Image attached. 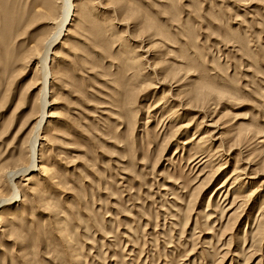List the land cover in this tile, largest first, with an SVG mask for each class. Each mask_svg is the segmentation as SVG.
Listing matches in <instances>:
<instances>
[{"label":"rangeland","instance_id":"rangeland-1","mask_svg":"<svg viewBox=\"0 0 264 264\" xmlns=\"http://www.w3.org/2000/svg\"><path fill=\"white\" fill-rule=\"evenodd\" d=\"M72 3L46 63L47 172L0 205V264H264V0ZM61 14L0 0L3 172L29 166V61Z\"/></svg>","mask_w":264,"mask_h":264},{"label":"bare ground","instance_id":"bare-ground-1","mask_svg":"<svg viewBox=\"0 0 264 264\" xmlns=\"http://www.w3.org/2000/svg\"><path fill=\"white\" fill-rule=\"evenodd\" d=\"M75 7H76V9H79L78 6H75ZM75 7L73 6L72 0H61V9H62L61 15H62V17L59 19L57 24H55V33L53 34V36L50 37L49 40L45 39L42 42H40L38 45H34L32 47L33 56L30 57L29 62L30 63L36 62L37 66H39V67L36 66V68H39V69H40V67L42 68V72H43V79L42 80H43V82H42V84L40 83L37 85V90L39 89V92L37 93V96L33 102V106L37 108V115H38L37 120L31 129L30 136H28L25 139L26 143L23 144V145H25L29 142L30 145H27L28 147L26 146L28 148L27 152H25L26 151L25 146H23L21 148V152L24 151L23 152L24 154L27 153L28 158L30 159V162H29V166L28 167L26 166V168L24 167L25 169L23 171H18L20 169L15 170V171L11 170V172L10 171L9 172H3L2 170H0V186H2V182H5L7 184L9 183L11 193H12V195L10 194L8 198L7 197L6 198L0 197V205L2 208L6 207V206L9 207L10 205H13V204L17 203V201H19L18 200V198H19L18 194L19 193L17 191V185L15 184V180L18 179V177L20 175L21 176H23V175L28 176L32 172H35V171L40 172L42 174L47 172L46 167H44L42 165L41 166L38 165L37 161L35 160L36 152H37V150H35V149L38 147L39 141L41 140L40 135H41V133H43L41 131V127L43 126V124H45L46 119L50 117V115L46 114V109L49 107V104H50L49 102H47V88H48L47 87V84H48L47 83V79H48L47 75L50 73V69H49V71H47L48 67H46L47 66L46 63L48 61L49 55L51 54L50 52L53 49V46L59 40V38L64 36V33L66 32V30H65L66 26L70 24L72 17H74L73 16V8H75ZM33 89H36V86ZM27 140H29V141H27ZM24 154H23V156H25ZM231 177H233V176H230V178L228 180H230ZM12 181H13V184H12ZM0 191H1V187H0ZM1 193H2V191H1Z\"/></svg>","mask_w":264,"mask_h":264}]
</instances>
